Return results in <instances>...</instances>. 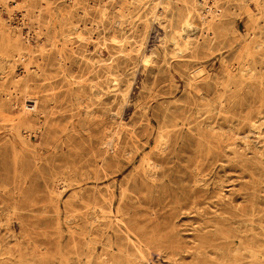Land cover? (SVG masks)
Listing matches in <instances>:
<instances>
[{"label":"rangeland","instance_id":"374dc122","mask_svg":"<svg viewBox=\"0 0 264 264\" xmlns=\"http://www.w3.org/2000/svg\"><path fill=\"white\" fill-rule=\"evenodd\" d=\"M153 1L0 10V264H264V52L246 50L264 0H204L217 21L200 6L187 48L173 39L193 0Z\"/></svg>","mask_w":264,"mask_h":264},{"label":"bare ground","instance_id":"6f19581e","mask_svg":"<svg viewBox=\"0 0 264 264\" xmlns=\"http://www.w3.org/2000/svg\"><path fill=\"white\" fill-rule=\"evenodd\" d=\"M10 0H0V10H2L3 9V7H4V5L6 6V3H8ZM34 1V0H33ZM87 1V0H86ZM103 1V0H102ZM132 2H133V0H131ZM155 1V0H154ZM153 1V2H154ZM228 1V0H227ZM226 1V2H227ZM109 2V1H108ZM113 2V1H112ZM131 2V3H132ZM156 2V1H155ZM237 2H238V0H237ZM240 2V1H239ZM16 3V2H15ZM103 3V2H102ZM44 4V3H43ZM70 4V3H69ZM76 4H78L77 2H76ZM89 4V3H88ZM133 4V3H132ZM132 4H130V5H132ZM137 4V3H136ZM166 4V3H165ZM169 4V3H168ZM236 4V3H235ZM234 4V5H235ZM239 4H241V3H239ZM36 5V4H35ZM93 5V4H92ZM103 5V4H102ZM129 5V6H130ZM162 5H164V0H160L159 2H158V4H157V6H161L162 7ZM244 5V4H243ZM263 5V4H262ZM38 6V5H37ZM73 6V5H72ZM79 6V5H78ZM105 6V5H104ZM167 4L166 5H164V9L165 8H167ZM170 6V5H169ZM200 6H204V10H203V12L202 13H204V21L205 22H207L210 26H212L213 24H215L216 23V21H217V19H216V11L214 12L213 11V7L211 6V5H207L206 3H204V0H193V2L192 3H188V2H186V3H184V4H182V6L180 7V10H182V12H183V15L181 16V18H180V20H179V25H178V27L175 29V32H174V38L175 39H173V41L175 42V45H177L178 47H179V43L176 41V39H182V40H184V47L185 48H187L189 45H190V40H191V38H190V34L192 33V31L196 28L195 27V24H194V18H195V16H196V13H198V11H200ZM102 7V6H101ZM113 7V6H112ZM148 7V6H147ZM179 7V6H178ZM240 7V6H239ZM78 8H80V7H78ZM98 8V7H97ZM121 8H123V7H121ZM135 8V7H134ZM175 8V7H174ZM125 9V8H124ZM136 9V8H135ZM216 9V8H215ZM28 10V9H27ZM137 10V9H136ZM145 10V9H144ZM225 10V9H224ZM9 11V10H8ZM74 11V10H73ZM103 11H105V10H103ZM107 11H108V9H107ZM143 11V10H142ZM219 11V10H218ZM231 11V10H230ZM236 11V10H235ZM4 12V11H3ZM50 12V11H49ZM86 12V11H85ZM112 12H114V11H112ZM154 12V11H153ZM152 12V13H153ZM5 13V12H4ZM37 13V12H36ZM109 13V12H108ZM117 13V12H116ZM115 13V14H116ZM148 13V12H147ZM167 13V12H166ZM172 13V12H171ZM219 13V12H218ZM2 14V13H1ZM86 14H88V13H86ZM173 14V13H172ZM232 14V13H231ZM235 14V13H234ZM240 14V13H239ZM50 15V14H49ZM82 15V14H81ZM105 15V14H104ZM153 15V14H152ZM200 15V14H199ZM29 16V15H28ZM71 16V15H70ZM86 16V15H85ZM100 16H102V15H100ZM168 16V15H167ZM221 17H222V15H220ZM69 17V16H68ZM146 17V16H145ZM163 17L164 16H162L161 15V13L160 12H155L154 13V19L155 20H163ZM71 18H72V16H71ZM88 18V17H87ZM104 18V17H103ZM106 18V17H105ZM104 18V19H105ZM112 18V17H111ZM122 18V17H121ZM128 18H129V16H128ZM148 18V17H147ZM172 18V17H171ZM200 18V17H199ZM28 19V18H27ZM201 19V18H200ZM224 19H225V17H224ZM230 19V18H229ZM6 20V19H5ZM172 20V19H171ZM220 20V19H219ZM222 20V19H221ZM227 20V19H226ZM252 19H250V21H251ZM263 20V19H262ZM43 21H45V20H43ZM97 21V20H96ZM99 21V20H98ZM105 21V20H104ZM123 21V20H122ZM141 21V20H140ZM149 21V20H148ZM147 21V22H148ZM153 21V20H152ZM157 21V22H158ZM259 21V20H258ZM4 22V21H3ZM6 22V21H5ZM113 22V21H112ZM124 22V21H123ZM145 22V21H144ZM147 22H146V24H147ZM203 22V21H202ZM1 23V22H0ZM100 23V22H99ZM116 23V22H115ZM149 23V22H148ZM155 23V22H154ZM153 23V24H154ZM232 23H235V22H232ZM231 23V24H232ZM2 24V23H1ZM101 24V23H100ZM120 24V23H119ZM122 24V23H121ZM160 24L162 25L163 23L162 22H160ZM170 24V23H169ZM196 24H198V23H196ZM225 24V23H224ZM223 24V25H224ZM43 25V24H42ZM69 25V24H68ZM72 25V24H71ZM96 25V24H95ZM94 25V26H95ZM111 25V24H110ZM130 25V24H129ZM145 25V24H144ZM229 25V24H228ZM261 25H262V23H261ZM260 25V26H261ZM37 26V25H36ZM98 26V25H97ZM101 26V25H100ZM158 26V25H157ZM197 26V25H196ZM259 26V25H258ZM4 27V26H3ZM108 27V26H107ZM228 27V26H227ZM61 28V27H60ZM78 28V27H77ZM137 28V27H136ZM173 28V27H172ZM218 28V27H217ZM231 28V27H230ZM29 29V28H28ZM69 29V28H68ZM72 29V28H71ZM81 29V28H80ZM85 29V28H84ZM122 29V28H121ZM139 29V28H138ZM169 29V28H168ZM215 29V28H214ZM233 29V28H232ZM70 30V29H69ZM101 30V29H100ZM122 30H124V29H122ZM157 30H158V28H157ZM164 30V29H163ZM227 30V29H226ZM67 31V30H66ZM78 31V30H77ZM132 31V30H131ZM138 31V30H137ZM151 31V30H150ZM162 31V30H161ZM168 31V30H167ZM196 31V30H195ZM203 31V30H202ZM215 31V30H214ZM213 31V32H214ZM258 31H259V29H258ZM263 31V30H262ZM13 32V31H12ZM88 32V31H87ZM115 32V31H114ZM145 32V31H144ZM159 32V31H158ZM171 32V31H170ZM198 32V31H197ZM218 32V31H217ZM216 32V33H217ZM264 32V31H263ZM18 33V32H17ZM72 33V32H71ZM113 33V32H112ZM137 33V32H136ZM157 33V32H156ZM194 33V32H193ZM211 33V32H210ZM248 33V32H247ZM252 33V32H251ZM258 33V32H257ZM4 34V33H3ZM38 34V33H37ZM102 34V33H101ZM120 34V33H119ZM118 34V35H119ZM130 34V33H129ZM135 34V33H134ZM159 34H160V32H159ZM199 34V33H198ZM204 34V33H203ZM230 34V33H229ZM1 35V34H0ZM19 35V34H18ZM79 35H80V33L78 34V37H79ZM87 35V34H86ZM99 35V34H98ZM212 35V34H211ZM250 35V34H249ZM261 35V34H260ZM28 36H30V35H28ZM100 36V35H99ZM104 36H105V34H104ZM103 36V37H104ZM128 36V35H127ZM146 36V35H145ZM206 36V35H205ZM223 36V35H222ZM230 36V35H229ZM257 36V35H256ZM21 37V36H20ZM48 37H49V35H48ZM65 37V36H64ZM102 37V38H103ZM113 37V36H112ZM133 37V36H132ZM131 37V38H132ZM144 37V36H143ZM155 37H156V35H155ZM154 37V38H155ZM212 37V36H211ZM228 37V36H227ZM2 38H4V40L8 43V44H10L12 41H11V37L8 35V34H5ZM15 38V37H14ZM56 38V37H55ZM105 38V37H104ZM128 38V37H127ZM134 38V37H133ZM207 38V37H206ZM213 38H214V36H213ZM218 38V37H217ZM220 38V37H219ZM48 39V38H47ZM78 39V38H77ZM115 39V38H114ZM156 39V38H155ZM165 39V38H164ZM33 40V39H32ZM46 40V39H45ZM153 40V39H152ZM208 40V39H207ZM29 41V40H28ZM50 41H51V39H50ZM69 41V40H68ZM80 41H81V39H80ZM83 41V40H82ZM144 41V40H143ZM220 41H222V39L220 40ZM234 41V40H233ZM5 42V43H6ZM86 42V41H85ZM91 42V41H90ZM99 42V41H98ZM109 42V41H108ZM115 42V41H114ZM153 42H155V41H153ZM167 42V41H166ZM227 42V41H226ZM246 42V41H245ZM32 43V42H31ZM34 43V42H33ZM44 43H45V41H44ZM43 43V44H44ZM57 43H59V42H57ZM89 43V42H88ZM149 43V42H148ZM171 43V42H170ZM218 43V42H217ZM216 43V44H217ZM221 43H223V42H221ZM54 44V43H53ZM60 44V43H59ZM105 44V43H104ZM132 44V43H131ZM134 44H135V42H134ZM141 44H142V41H141ZM152 44V43H151ZM174 44V43H173ZM195 44V43H194ZM201 44V43H200ZM204 44V43H203ZM227 44H229V43H227ZM226 44V45H227ZM49 45V44H48ZM67 45H69V44H67ZM84 45V44H83ZM106 45V44H105ZM120 45V44H119ZM122 45V44H121ZM126 45V44H125ZM231 45V44H230ZM39 46V45H38ZM37 46V47H38ZM60 46V45H59ZM168 46V45H167ZM36 47V48H37ZM209 47V46H208ZM220 47V46H219ZM100 48V47H99ZM135 48V47H134ZM180 48V47H179ZM199 48V47H198ZM216 48V47H215ZM96 49V48H95ZM98 49V48H97ZM117 49V48H116ZM133 49V48H132ZM189 49V48H188ZM207 49V48H206ZM222 49V48H221ZM83 50V49H82ZM102 50V49H101ZM211 50V49H210ZM209 50V51H210ZM218 50V49H217ZM246 50H247V53L248 54H250L251 56L252 55H254L255 53H256V51H262V52H264V43L263 42H256V41H253V42H251V44H247L246 45ZM14 51V50H13ZM165 51H166V49H165ZM169 51V50H168ZM192 51H195V49L194 50H192ZM214 51H216V50H214ZM20 52V51H19ZM232 52V51H231ZM47 53H49V52H47ZM73 53H74V51H73ZM79 53V52H78ZM124 53V52H123ZM149 53V52H148ZM171 53V52H170ZM169 53V54H170ZM218 53V52H217ZM17 54V53H16ZM82 54V53H81ZM103 54V53H102ZM128 54V53H127ZM166 54V53H165ZM223 54V53H222ZM261 53H259V55H260ZM70 55V54H69ZM83 55V54H82ZM129 55H130V53H129ZM138 55V54H137ZM187 55V54H186ZM40 56V55H39ZM78 56V55H77ZM87 56V55H86ZM85 56V57H86ZM119 56V55H118ZM190 56V55H189ZM228 56V55H227ZM47 57H48V55H47ZM111 57V56H110ZM117 57V56H116ZM121 57V56H120ZM185 57V56H184ZM233 57V56H232ZM59 58V57H58ZM57 58V59H58ZM91 58V57H90ZM142 58H143V61L144 62H149L150 61V55H148L146 52H143V54H142ZM164 58H166V56L164 57ZM188 58V57H187ZM190 58H192V57H190ZM190 58L188 59V60H190ZM231 58V57H230ZM233 58H235V57H233ZM29 59V58H28ZM63 59V58H62ZM83 59H85V58H83ZM154 59V58H153ZM158 59V58H157ZM169 59V58H168ZM172 59V58H171ZM184 59V58H183ZM51 60V59H50ZM78 60V59H77ZM79 60H81V59H79ZM110 60V58L108 59V61ZM123 61H124V58L122 59ZM160 60V59H159ZM192 60V59H191ZM11 61V60H10ZM53 61V60H52ZM136 61V60H135ZM142 61V62H143ZM158 61V60H157ZM156 61V62H157ZM162 61V60H161ZM160 61V62H161ZM165 61V60H164ZM163 61V62H164ZM251 61V60H250ZM8 62V61H7ZM60 62V61H59ZM63 62V61H62ZM61 62V63H62ZM137 62V61H136ZM173 62V61H172ZM252 62V61H251ZM250 62V63H251ZM89 63V62H88ZM134 63V62H133ZM150 63V62H149ZM152 63V62H151ZM255 63V62H254ZM259 63V62H258ZM1 64V63H0ZM56 64V63H55ZM91 64H93V63H91ZM164 64V63H163ZM162 64V65H163ZM200 64V63H199ZM205 64V63H204ZM261 64V63H260ZM88 65V64H87ZM104 65V64H103ZM160 65V64H159ZM192 65V64H191ZM256 65V64H255ZM254 65V66H255ZM2 66H4V64L2 65ZM60 66V65H59ZM124 66V65H123ZM132 66V65H131ZM144 66V65H143ZM155 66V65H154ZM252 66V65H251ZM260 66V65H259ZM258 66V67H259ZM92 67V66H91ZM161 67V66H160ZM160 67H159V69H160ZM168 67V66H167ZM199 67V66H198ZM226 67V66H225ZM253 67V66H252ZM261 67H264V66H261ZM1 68V67H0ZM116 68V67H115ZM154 68V67H153ZM166 68V67H165ZM250 68V67H249ZM53 69V68H52ZM118 69V68H117ZM123 69V68H122ZM121 69V70H122ZM257 69V68H256ZM255 69V70H256ZM62 70V69H61ZM100 70V69H99ZM109 70V69H108ZM168 70H169V68H168ZM228 70V69H227ZM258 70V69H257ZM86 71V70H85ZM123 71V70H122ZM154 71H155V68H154ZM165 71V70H164ZM188 71V70H187ZM254 71V70H253ZM259 71V70H258ZM257 71V72H258ZM264 71V70H263ZM101 72V71H100ZM106 72V71H105ZM108 72V71H107ZM127 72V71H126ZM162 72V71H161ZM192 72H194V71H192ZM257 72H256V74H257ZM261 72V71H260ZM74 73V72H73ZM72 73V74H73ZM102 73H103V71H102ZM165 73V72H164ZM175 73H176V71H175ZM104 74V73H103ZM114 74V73H113ZM147 74V73H146ZM159 74V73H158ZM186 74V73H185ZM240 74V73H239ZM28 75V74H27ZM71 75V74H70ZM134 75V74H133ZM181 75V74H180ZM188 75V74H187ZM230 75V74H229ZM259 75V74H258ZM19 76V75H18ZM156 77H157V73H156V75H155ZM224 76V75H223ZM92 77V76H91ZM95 77H97L96 75H95ZM105 77H106V75H105ZM132 77V76H131ZM131 77H129V78H131ZM187 77V76H186ZM185 77V78H186ZM229 77V76H228ZM227 77V78H228ZM79 78V77H78ZM108 78V77H107ZM165 78H166V76H165ZM188 78V77H187ZM186 78V79H187ZM214 78V77H213ZM248 78H251V77H249L248 76ZM248 78H247V81H248ZM132 79V78H131ZM156 79V78H155ZM194 79V78H193ZM201 79V78H200ZM103 80V79H102ZM120 80V79H119ZM126 80V79H125ZM125 80H124V83H125ZM196 80V79H195ZM226 80V79H225ZM252 80V79H251ZM255 80V79H254ZM262 80V79H261ZM260 80V81H261ZM79 81V80H78ZM81 81V80H80ZM94 81V80H93ZM153 81V80H152ZM151 81V82H152ZM185 81V80H184ZM246 81V80H245ZM98 82V81H97ZM100 82V81H99ZM102 82V81H101ZM111 82V81H110ZM109 82V83H110ZM154 82V81H153ZM192 82V81H191ZM221 82V81H220ZM262 82V81H261ZM45 83V82H44ZM82 83V82H81ZM119 83V82H118ZM132 83V82H131ZM144 83V82H143ZM224 83V82H223ZM264 83V82H263ZM69 84V83H68ZM133 84V83H132ZM150 84V83H149ZM148 84V85H149ZM79 85V84H78ZM92 85V84H91ZM108 85H110V84H108ZM122 85H123V83H122ZM145 85V84H144ZM147 85V84H146ZM145 85V86H146ZM187 85V84H186ZM229 85V84H228ZM111 86V85H110ZM205 86V85H204ZM245 86V85H244ZM99 87V86H98ZM152 87V86H151ZM187 87H188V85H187ZM203 87V86H202ZM235 87V86H234ZM56 88V87H55ZM100 88V87H99ZM118 88V87H117ZM147 88V87H146ZM232 88V87H231ZM101 89V88H100ZM150 89V88H149ZM246 89V88H245ZM262 89H264V88H262ZM261 89V90H262ZM176 90V89H175ZM188 90V89H187ZM187 90H185V92L187 91ZM190 90V89H189ZM188 90V91H189ZM111 91V90H110ZM127 91V90H126ZM132 91V90H131ZM191 91V90H190ZM232 91V90H231ZM252 91V90H251ZM148 92V91H147ZM153 92V91H152ZM174 92V91H173ZM216 92V91H215ZM106 93V92H105ZM117 93H119V92H117ZM129 93V92H128ZM183 93V92H182ZM228 93V92H227ZM108 94V93H107ZM106 94V95H107ZM205 94V93H204ZM212 94V93H211ZM241 94V93H240ZM39 95V94H38ZM128 95V94H127ZM147 95V94H146ZM183 95H184V93H183ZM196 95V94H195ZM202 95V94H201ZM208 95V94H207ZM214 95V94H213ZM223 95V94H222ZM224 95H225V93H224ZM231 95V94H230ZM87 96V95H86ZM118 96V95H117ZM157 96V95H156ZM159 96V95H158ZM157 96V97H158ZM218 96V95H217ZM145 97V96H144ZM155 97V96H154ZM188 97V96H187ZM201 97V96H200ZM199 97V98H200ZM219 97V96H218ZM229 97V96H228ZM92 98V97H91ZM104 98V97H103ZM123 98H124V96H123ZM143 98V97H142ZM159 98V97H158ZM220 98V97H219ZM219 98H217V99H219ZM47 99V98H46ZM108 99V98H107ZM211 99V98H210ZM231 99V98H230ZM114 100V99H113ZM124 100H126L125 98H124ZM177 100V99H176ZM208 100V99H207ZM228 100V99H227ZM106 102H107V100H105ZM189 101V100H188ZM198 101V100H197ZM212 101V100H211ZM216 101V100H215ZM214 101V102H215ZM223 101V100H222ZM221 101V102H222ZM99 102V101H98ZM112 102V101H111ZM174 102V101H173ZM201 102H203L202 100H201ZM200 102V103H201ZM124 103V102H123ZM129 103V102H128ZM209 103V102H208ZM235 103V102H234ZM237 103V102H236ZM80 104V103H79ZM169 104V103H168ZM181 104V103H180ZM198 104H199V102H198ZM214 104V103H213ZM93 105V104H92ZM97 105V104H96ZM95 105V106H96ZM108 105V104H107ZM147 105V104H146ZM183 105V104H182ZM195 105V104H194ZM203 105V104H202ZM209 105V104H208ZM141 106V105H140ZM169 106V105H168ZM216 106V105H215ZM222 106V105H221ZM224 106V105H223ZM122 107V106H121ZM176 107V106H175ZM174 106H173V108H175ZM217 107V106H216ZM216 107H215V109H216ZM98 108V107H97ZM149 108V107H148ZM168 108V107H167ZM177 108V107H176ZM176 108H175V110H176ZM179 108V107H178ZM185 108V107H184ZM183 108V109H184ZM199 108V107H198ZM202 108V107H201ZM205 108V107H204ZM210 108V107H209ZM224 108V107H223ZM12 109V108H11ZM107 109V108H106ZM114 109V108H113ZM135 109V108H134ZM143 109V108H142ZM147 109V108H146ZM203 109V108H202ZM222 109V108H221ZM93 110V109H92ZM151 110V109H150ZM168 110V109H167ZM171 110V109H170ZM173 110V109H172ZM213 110V109H212ZM264 110V109H263ZM128 111V110H127ZM182 111V110H181ZM198 111V110H197ZM206 111V110H205ZM221 111V110H220ZM146 112V111H145ZM148 112V111H147ZM202 112V111H201ZM141 113V112H140ZM157 113V112H156ZM191 113V112H190ZM199 113H200V111H199ZM74 114V113H73ZM94 114V113H93ZM96 114V113H95ZM137 114V113H136ZM176 114V113H175ZM208 114V113H207ZM227 114V113H226ZM225 114V115H226ZM247 114V113H246ZM107 115V114H106ZM134 115H135V113H134ZM198 115V114H197ZM201 116H202V114H200ZM215 115V114H214ZM220 115V114H219ZM253 115H255V114H253ZM136 116V115H135ZM172 116V115H171ZM187 116V115H186ZM199 116V115H198ZM212 116V115H211ZM247 116V115H246ZM143 117V116H142ZM173 117V116H172ZM217 117V116H216ZM109 118V117H108ZM127 118V117H126ZM177 118V117H176ZM207 118H209V117H207ZM228 118V117H227ZM143 119V118H142ZM173 120H174V118H172ZM191 119V118H190ZM204 119V118H203ZM90 120H92V119H90ZM134 120V119H133ZM155 120V119H154ZM176 120V119H175ZM180 120V119H179ZM206 120V119H205ZM204 120V121H205ZM230 120H231V118H230ZM243 120V119H242ZM159 121V120H158ZM177 121V120H176ZM216 121V120H215ZM227 121V120H226ZM239 121V120H238ZM117 122V121H116ZM157 122V121H156ZM182 122V121H181ZM189 122H190V120H189ZM201 122V121H200ZM199 122V123H200ZM230 122V121H229ZM235 122V121H234ZM242 122V121H241ZM135 123V122H134ZM207 123V122H206ZM208 123H210V122H208ZM227 123V122H226ZM63 124V123H62ZM163 124V123H162ZM201 124V123H200ZM214 124V123H213ZM241 124V123H240ZM132 125V124H131ZM169 125V124H168ZM183 125H184V123H183ZM236 125V124H235ZM135 126V125H134ZM233 126V125H232ZM136 127V126H135ZM171 127V126H170ZM202 127V126H201ZM239 127V126H238ZM113 128V127H112ZM144 128V127H143ZM161 128V127H160ZM178 128V127H177ZM188 128V127H187ZM221 128V127H220ZM105 129V128H104ZM142 129V128H141ZM191 129V128H190ZM15 130V129H14ZM165 130V129H164ZM202 130V129H201ZM69 131V130H68ZM167 131V130H166ZM169 131V130H168ZM167 131V132H168ZM174 131V130H173ZM231 132H232V130H230ZM25 132V131H24ZM190 132V131H189ZM198 132V131H197ZM216 132V131H215ZM69 133H70V131H69ZM165 133V132H164ZM174 133V132H173ZM218 133V132H217ZM235 134V133H234ZM11 135H12V132H11ZM19 135V134H18ZM192 135V134H191ZM222 135V134H221ZM120 136H121V134H120ZM169 136V135H168ZM185 136V135H184ZM15 137V136H14ZM164 137H165V135H164ZM167 137V136H166ZM195 137V136H194ZM162 138H163V136H162ZM169 138V137H168ZM190 138V137H189ZM192 138V137H191ZM196 138V137H195ZM20 139V138H19ZM67 139V138H66ZM65 139V140H66ZM80 139V138H79ZM161 139V138H160ZM159 139V140H160ZM164 139V138H163ZM172 139V138H171ZM183 139H185V138H183ZM202 139V138H201ZM201 139H200V141H201ZM223 139V138H222ZM192 140V139H191ZM235 140H236V138H235ZM23 141V140H22ZM120 141V140H119ZM161 141H164V140H162L161 139ZM141 142V141H140ZM165 142H167V141H165ZM198 142V141H197ZM25 143V142H24ZM23 143V144H24ZM161 143V142H160ZM164 143V142H163ZM189 143V142H188ZM260 143V142H259ZM244 144V143H243ZM25 145H27V144H25ZM134 145V144H133ZM258 145V144H257ZM106 146V145H105ZM182 146V145H181ZM210 146H212V145H210ZM232 146V145H231ZM245 146H247V145H245ZM169 147V146H168ZM183 147V146H182ZM213 147V146H212ZM58 148V147H57ZM142 148V147H141ZM155 148H156V146H155ZM154 148V149H155ZM187 148V147H186ZM235 148V147H234ZM247 148V147H246ZM245 148V149H246ZM170 149V148H169ZM199 149V148H198ZM248 149V148H247ZM58 150V149H57ZM138 150V149H137ZM226 150V149H225ZM224 150V151H225ZM232 150V149H231ZM234 150V149H233ZM249 150H251V149H249ZM35 151V150H34ZM133 151H135V150H133ZM155 152V151H154ZM183 152V151H182ZM192 152V151H191ZM209 152V151H208ZM242 152V151H241ZM250 152V151H249ZM93 153V152H92ZM130 153H132V152H130ZM181 153V152H180ZM245 153V152H244ZM251 153H252V151H251ZM91 154V153H90ZM127 154V153H126ZM139 154V153H138ZM253 154V153H252ZM255 154V153H254ZM226 155V154H225ZM193 156V155H192ZM229 156H230V154H229ZM238 156V155H237ZM36 157V156H35ZM206 157H207V155H206ZM236 157V156H235ZM235 157H233V158H235ZM252 157V156H251ZM35 159V158H34ZM149 159V158H148ZM146 160V159H145ZM186 160V159H185ZM203 160H204V158H203ZM218 160V159H217ZM32 161V160H31ZM38 161V160H37ZM150 161V160H149ZM149 161L147 162V163H149ZM173 161V160H172ZM210 161V160H209ZM214 161V160H213ZM222 161V160H221ZM180 162V161H179ZM190 162V161H189ZM228 162H229V160H228ZM210 163H211V161H210ZM189 164V163H188ZM198 164V163H197ZM224 164V163H223ZM230 164V163H229ZM178 165V164H177ZM219 165H221V164H219ZM197 166V165H196ZM211 166V165H210ZM214 166V165H213ZM238 166V165H237ZM240 166V165H239ZM238 166V167H239ZM241 166H243V165H241ZM256 166V165H255ZM257 167V166H256ZM255 167V168H256ZM149 168H151V166L149 167ZM163 168V167H162ZM184 168V167H183ZM196 168V167H195ZM224 168V167H223ZM241 168V167H240ZM152 169V168H151ZM149 170V169H148ZM185 170V169H184ZM231 170V169H230ZM87 171V170H86ZM162 171V170H161ZM214 171H215V169H214ZM225 172V171H224ZM150 173V172H149ZM158 173V172H157ZM185 173V172H184ZM22 174V173H21ZM180 174V173H179ZM190 174V173H189ZM222 174V173H221ZM163 175V174H162ZM182 175V174H181ZM202 175V174H201ZM145 176V175H144ZM174 176H175V174H174ZM216 176H218V175H216ZM166 177V176H165ZM203 177V176H202ZM242 177V176H241ZM258 177V176H257ZM61 178V177H60ZM78 178V177H77ZM138 178V177H137ZM136 178V179H137ZM179 178V177H178ZM246 178V177H245ZM253 178V177H252ZM165 179V178H164ZM174 179V178H173ZM180 179V178H179ZM203 179V178H202ZM254 179V178H253ZM262 179H263V177H262ZM172 180V179H171ZM188 180V179H187ZM226 180V179H225ZM66 181V180H65ZM78 181V180H77ZM169 181V180H168ZM200 181V180H199ZM252 181V180H251ZM148 182V181H147ZM176 182V181H175ZM207 182V181H206ZM225 182V181H224ZM245 182V181H244ZM195 183H196V181H195ZM201 183V182H200ZM203 183V182H202ZM192 184V183H191ZM199 184V183H198ZM215 184V183H214ZM221 184V183H220ZM70 185V184H69ZM148 185V184H147ZM194 185H197V184H194ZM208 185V184H207ZM177 186V185H176ZM200 186V185H199ZM205 186V185H204ZM56 187V186H55ZM196 187V186H195ZM198 187V186H197ZM209 187V186H208ZM73 188V187H72ZM94 188V187H93ZM172 188V187H171ZM235 188V187H234ZM61 189V188H60ZM103 189V188H102ZM194 189V188H193ZM202 189V188H201ZM47 190H48V188H47ZM65 190V189H64ZM82 190V189H81ZM213 190H215V189H213ZM259 190V189H258ZM53 192V191H52ZM51 192V193H52ZM227 192V191H226ZM226 192H224V193H226ZM55 193V192H54ZM53 193V194H54ZM109 193V192H108ZM182 193V192H181ZM206 193V192H205ZM232 193H234V192H232ZM50 194V193H49ZM75 194V193H74ZM241 194V193H240ZM78 195V194H77ZM81 195V194H80ZM229 195H231V194H229ZM242 195V194H241ZM240 195V196H241ZM214 196V195H213ZM234 196V195H233ZM239 196V197H240ZM112 197V196H111ZM227 197V196H226ZM230 197V196H229ZM228 197V198H229ZM260 198V197H259ZM175 199V198H174ZM214 199V198H213ZM231 199V198H230ZM63 200V199H62ZM73 200V199H72ZM75 200V199H74ZM195 200V199H194ZM129 201V200H128ZM227 201V200H226ZM247 201V200H246ZM5 202V201H4ZM67 202H69L68 200H67ZM165 202V201H164ZM230 202V201H229ZM70 203V202H69ZM72 203V202H71ZM226 203V202H225ZM63 204V203H62ZM110 204V203H109ZM172 204V203H171ZM174 204V203H173ZM68 205H70V204H68ZM67 205V206H68ZM72 205V204H71ZM108 205V204H107ZM107 205H105V206H107ZM226 205H228L227 203H226ZM193 206V205H192ZM196 206V205H195ZM251 206V205H250ZM263 206V205H262ZM71 207V206H70ZM200 207V206H199ZM240 207V206H239ZM14 208H15V206H14ZM46 208V207H45ZM72 208V207H71ZM218 208V207H217ZM47 209V208H46ZM122 209V208H121ZM133 209V208H132ZM176 209V208H175ZM174 209V210H175ZM264 209V208H263ZM1 210V209H0ZM3 210V209H2ZM76 210V209H75ZM109 210V209H108ZM120 210V209H119ZM130 210H131V208H130ZM107 211V210H106ZM121 211V210H120ZM119 211V212H120ZM166 211V210H165ZM4 212V211H3ZM2 212V213H3ZM14 212V211H13ZM155 212H156V210H155ZM154 212V213H155ZM248 212V211H247ZM15 213V212H14ZM13 213V214H14ZM106 213V212H105ZM257 214V213H256ZM81 216V215H80ZM206 217V216H205ZM200 218V217H199ZM253 219V218H252ZM192 221V220H191ZM242 221V220H241ZM240 221V222H241ZM12 222H14V221H12ZM195 222V221H194ZM255 222V221H254ZM137 223V222H136ZM260 223V222H259ZM23 224V223H22ZM84 224V223H83ZM203 224H205V223H203ZM240 224V223H239ZM243 224V223H242ZM12 225V224H11ZM103 225V224H102ZM101 225V226H102ZM217 225V224H216ZM234 225V224H233ZM236 225V224H235ZM244 225V224H243ZM10 226V225H9ZM214 226V225H213ZM231 226V225H230ZM238 226V225H237ZM241 226V225H240ZM239 226V227H240ZM36 227V226H35ZM38 227V226H37ZM104 227V226H103ZM233 227V226H232ZM10 228V227H9ZM58 228V227H57ZM202 228V227H201ZM205 228H206V226H205ZM236 228H238V227H236ZM236 228H234V229H236ZM219 229V228H218ZM254 229V228H253ZM252 229V230H253ZM189 230V229H188ZM201 230V229H200ZM206 230V229H205ZM210 230V229H209ZM222 230V229H221ZM238 230H240V228L238 229ZM242 230V229H241ZM248 230H249V226H248ZM251 230V231H252ZM255 231V230H254ZM13 232V231H12ZM204 232V231H203ZM235 232H236V230H235ZM240 232V231H239ZM245 232V231H244ZM258 232V231H257ZM179 233V232H178ZM243 233V232H242ZM117 234V233H116ZM123 234V233H122ZM194 234H195V232H194ZM231 234V233H230ZM127 235V234H126ZM124 236V235H123ZM177 236V235H176ZM180 236V235H179ZM261 236V235H260ZM90 237V236H89ZM98 237H99V235H98ZM235 237V236H234ZM253 237H255V236H253ZM22 238V237H21ZM24 238V237H23ZM122 238V237H121ZM127 238V237H126ZM214 238H215V236H214ZM124 239V238H123ZM184 239H186V238H184ZM193 239V238H192ZM234 239V238H233ZM218 240V239H217ZM232 240V239H231ZM260 240V239H259ZM95 241V240H94ZM215 241V240H214ZM240 241V240H239ZM253 241V240H252ZM262 241V240H261ZM192 242V241H191ZM170 243V242H169ZM254 243V242H253ZM252 243V244H253ZM27 244H29V243H27ZM123 244V243H122ZM186 244H188L187 242H186ZM251 244V243H250ZM118 245V244H117ZM120 245V244H119ZM133 245V244H132ZM136 245V244H135ZM134 245V246H135ZM241 245V244H240ZM123 246V245H122ZM128 246V245H127ZM239 247V246H238ZM241 247V246H240ZM127 248V247H126ZM126 248H125V251H126ZM157 248V247H156ZM124 249V248H123ZM137 249V248H136ZM185 249V248H184ZM10 250V249H9ZM27 250V249H26ZM128 250V249H127ZM130 250V249H129ZM138 251H139V248L137 249ZM197 250V249H196ZM216 250V249H215ZM137 251V252H138ZM164 251V250H163ZM181 251V250H180ZM198 251V250H197ZM206 251V250H205ZM214 251V250H213ZM133 252V251H132ZM132 252H131V254H132ZM137 252H135V253H137ZM170 252V251H169ZM207 252V251H206ZM230 252V251H229ZM238 252H240L239 250H238ZM237 252V253H238ZM112 253V252H111ZM121 253V252H120ZM160 253V252H159ZM210 253H211V251H210ZM106 254V253H105ZM134 254V253H133ZM139 254V253H138ZM201 254V253H200ZM226 254V253H225ZM240 254V253H239ZM125 255V254H124ZM143 255H144V253H143ZM183 255V254H182ZM224 255V254H223ZM234 255V254H233ZM121 256V255H120ZM217 256V255H216ZM101 257V256H100ZM114 257V256H113ZM116 257V256H115ZM154 257V256H153ZM155 257H156V255H155ZM234 257V256H233ZM243 257V256H242ZM250 257V256H249ZM124 258V257H123ZM123 258L121 257V259L123 260ZM136 258V257H135ZM138 258V257H137ZM160 258V257H159ZM192 258V257H191ZM127 259V258H126ZM130 259H131V257H130ZM141 259V258H140ZM142 259H144L145 260V258L144 257H142ZM169 259V258H168ZM222 259V258H221ZM220 259V260H221ZM250 259V258H249ZM119 260H120V258H119ZM121 260V261H122ZM125 260V259H124ZM135 260V259H134ZM133 260V261H134ZM208 260H210V259H208ZM219 260V259H218ZM224 260H226V259H224ZM29 261V260H28ZM33 261V260H32ZM31 261V262H32ZM116 261H117V259H116ZM137 261V260H136ZM230 261V260H229ZM228 261V262H229ZM109 262V261H108ZM150 262V261H149ZM152 262V261H151ZM175 262V261H174ZM197 262V261H196ZM225 262V261H224ZM114 263V262H113ZM155 263V262H154ZM221 263V262H220ZM245 263V262H244ZM31 264V263H30ZM34 264V263H33ZM40 264V263H39ZM126 264V263H125ZM131 264V263H130ZM156 264V263H155ZM160 264V263H159ZM203 264V263H202ZM256 264V263H255ZM261 264V263H260Z\"/></svg>","mask_w":264,"mask_h":264}]
</instances>
